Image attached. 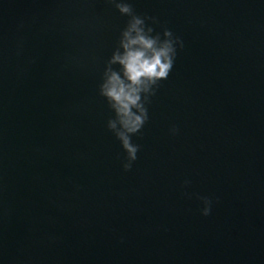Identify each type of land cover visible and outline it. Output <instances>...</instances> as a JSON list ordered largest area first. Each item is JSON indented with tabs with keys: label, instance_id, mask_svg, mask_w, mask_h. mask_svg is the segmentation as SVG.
<instances>
[{
	"label": "water",
	"instance_id": "obj_1",
	"mask_svg": "<svg viewBox=\"0 0 264 264\" xmlns=\"http://www.w3.org/2000/svg\"><path fill=\"white\" fill-rule=\"evenodd\" d=\"M126 2L184 45L129 171L99 95L128 17L0 0V264H264V0Z\"/></svg>",
	"mask_w": 264,
	"mask_h": 264
},
{
	"label": "clouds",
	"instance_id": "obj_2",
	"mask_svg": "<svg viewBox=\"0 0 264 264\" xmlns=\"http://www.w3.org/2000/svg\"><path fill=\"white\" fill-rule=\"evenodd\" d=\"M121 16L128 17L126 25L119 35L118 47L108 59L101 83L99 95L104 98L114 114L107 127L114 132L126 153L124 171L132 168L137 160L139 145L133 144L131 137L141 132L149 119L148 105L150 98L156 95L162 81L169 78L177 49L184 47L179 36L164 28L156 31L151 24L158 23L155 17L137 14L131 3L126 0H109ZM151 21V24L146 23ZM118 65V68H114ZM170 133L175 135L178 129L173 126ZM191 182L184 181L187 186ZM184 195L191 197L190 193ZM202 202L201 215L211 213L212 199L208 196H197Z\"/></svg>",
	"mask_w": 264,
	"mask_h": 264
}]
</instances>
